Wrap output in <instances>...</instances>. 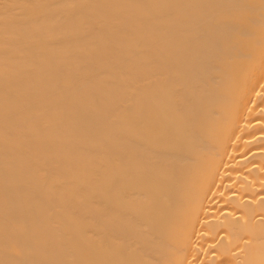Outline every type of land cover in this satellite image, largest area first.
I'll list each match as a JSON object with an SVG mask.
<instances>
[{
  "label": "bare ground",
  "instance_id": "1",
  "mask_svg": "<svg viewBox=\"0 0 264 264\" xmlns=\"http://www.w3.org/2000/svg\"><path fill=\"white\" fill-rule=\"evenodd\" d=\"M0 264H264V0H0Z\"/></svg>",
  "mask_w": 264,
  "mask_h": 264
}]
</instances>
